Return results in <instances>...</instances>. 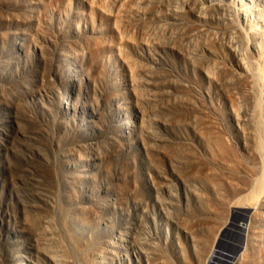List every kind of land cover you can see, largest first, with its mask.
Segmentation results:
<instances>
[{
    "label": "rangeland",
    "instance_id": "1",
    "mask_svg": "<svg viewBox=\"0 0 264 264\" xmlns=\"http://www.w3.org/2000/svg\"><path fill=\"white\" fill-rule=\"evenodd\" d=\"M210 1L0 0V264H205L264 70V0ZM229 222L210 264H264V205Z\"/></svg>",
    "mask_w": 264,
    "mask_h": 264
},
{
    "label": "bare ground",
    "instance_id": "2",
    "mask_svg": "<svg viewBox=\"0 0 264 264\" xmlns=\"http://www.w3.org/2000/svg\"><path fill=\"white\" fill-rule=\"evenodd\" d=\"M207 1H208L207 2L208 6L216 5L217 7L221 3V2L220 3L215 2L216 3L215 4L214 1H210V0H207ZM259 2L260 0H254L253 2H251V0H237V3L231 4V6L229 7L230 9L232 8L234 17L235 18L237 17L238 19L240 18L241 14H246L247 12L249 13V10H250L249 7H254L258 5ZM220 6H218L217 8H219ZM263 29H264V23H260V24L258 23L250 24L249 23L248 26L245 27V30L243 29L244 31H241L242 34H240V37H241L242 42L244 41L245 42L247 41V43L254 42L257 39V37L260 35V32ZM250 59H252V57ZM240 63L241 64L239 66L242 67L243 69L245 67L244 66L245 64L242 60H240ZM249 66L250 65H248V67ZM258 67L261 68L260 66H256V68L254 69L253 68H249L246 70L243 69V71H245L243 76H246V78H248L247 79L248 82L250 83L248 86L249 89L246 90V97L249 99L251 108L247 110L246 116L244 118L247 120L246 121L247 123H244V124L247 125L249 129L248 138H247L249 143L246 144V142L243 140L245 137V133L244 131H241L240 127L236 125V129L239 130L240 135H241V137L238 138L240 141L241 147L246 152V154L251 156V159L254 160V163L256 164V175L254 177H250L246 188L238 190L237 193L232 196V201L230 202L228 206L229 209H228V214L226 217L227 223L224 224V227L222 228V230H220V232L215 237L214 239L215 243L213 240L212 243H214V247L211 244L213 248L209 252L207 251L209 254L208 256H205L206 257V259L204 260L205 264H207V262H211L212 260H217V262L219 261V263L221 262V260L225 261L223 257H226V255L224 256V254L222 255L220 252H218L217 243L220 240V238L226 235L227 232H224V231H225V228L230 226L231 222L229 221L231 219H235V217H241L243 219H253V217L258 212V210L262 209V206L264 205V70H262L263 71L262 72L260 71ZM261 85L263 86L262 89L260 87ZM247 223H242L241 226H237L235 224V227L236 229H239L242 231L248 225ZM253 232L254 231H252V233ZM225 243L226 245L231 244L228 238H227V242ZM240 261H241V258L239 255L237 257H234L230 263L229 261L227 262L228 264H241Z\"/></svg>",
    "mask_w": 264,
    "mask_h": 264
},
{
    "label": "water",
    "instance_id": "3",
    "mask_svg": "<svg viewBox=\"0 0 264 264\" xmlns=\"http://www.w3.org/2000/svg\"><path fill=\"white\" fill-rule=\"evenodd\" d=\"M207 264H210V262H207Z\"/></svg>",
    "mask_w": 264,
    "mask_h": 264
}]
</instances>
